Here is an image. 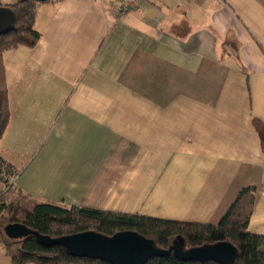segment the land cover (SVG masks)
<instances>
[{
	"label": "crops",
	"instance_id": "1",
	"mask_svg": "<svg viewBox=\"0 0 264 264\" xmlns=\"http://www.w3.org/2000/svg\"><path fill=\"white\" fill-rule=\"evenodd\" d=\"M118 4L41 3L36 46L4 52L0 157L20 171L15 186L217 224L255 185L248 230L264 235V0H143L124 14ZM0 264H13L3 246Z\"/></svg>",
	"mask_w": 264,
	"mask_h": 264
},
{
	"label": "trees",
	"instance_id": "2",
	"mask_svg": "<svg viewBox=\"0 0 264 264\" xmlns=\"http://www.w3.org/2000/svg\"><path fill=\"white\" fill-rule=\"evenodd\" d=\"M49 0H17L12 4H0L10 8L15 16V29L0 36V139L10 120L6 68L3 54L19 46L34 47L40 40L35 28L37 8ZM13 166L0 157V175ZM256 186L244 187L217 224L183 222L151 216L116 213L90 207L67 206L43 201L23 192L12 184L0 195V246L13 264H110L89 258L71 256L62 246L41 245L35 236L11 237L5 227L22 223L30 229L51 237H60L84 231H97L113 235L121 231H136L156 241L159 247L168 249L179 236L187 248L229 241L239 250L236 264H264V235L252 233L248 226L254 212ZM146 264H222L213 261H187L177 258L173 252L151 258Z\"/></svg>",
	"mask_w": 264,
	"mask_h": 264
},
{
	"label": "water",
	"instance_id": "3",
	"mask_svg": "<svg viewBox=\"0 0 264 264\" xmlns=\"http://www.w3.org/2000/svg\"><path fill=\"white\" fill-rule=\"evenodd\" d=\"M16 16L5 6H0V36L15 29ZM11 237L23 238L30 235L44 246H62L71 256L89 258L110 264H146L153 257H160L170 252L187 261H213L222 264H236L239 250L229 241L187 248L181 236L175 239L168 249L158 246L156 241L136 231H121L106 235L97 231L51 237L30 229L22 223H11L5 227Z\"/></svg>",
	"mask_w": 264,
	"mask_h": 264
},
{
	"label": "built area",
	"instance_id": "4",
	"mask_svg": "<svg viewBox=\"0 0 264 264\" xmlns=\"http://www.w3.org/2000/svg\"><path fill=\"white\" fill-rule=\"evenodd\" d=\"M118 10L121 14L129 12L137 3L143 0H118ZM20 175V171L16 168H12L10 171L3 172L0 175V195L7 191L8 188L15 184L18 177Z\"/></svg>",
	"mask_w": 264,
	"mask_h": 264
}]
</instances>
